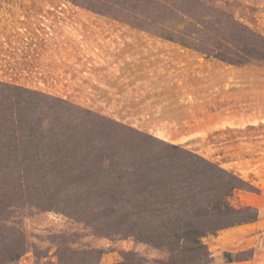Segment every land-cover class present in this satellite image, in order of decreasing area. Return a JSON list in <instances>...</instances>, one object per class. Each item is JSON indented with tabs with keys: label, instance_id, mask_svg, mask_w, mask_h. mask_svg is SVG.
Listing matches in <instances>:
<instances>
[{
	"label": "rangeland",
	"instance_id": "rangeland-1",
	"mask_svg": "<svg viewBox=\"0 0 264 264\" xmlns=\"http://www.w3.org/2000/svg\"><path fill=\"white\" fill-rule=\"evenodd\" d=\"M214 2L264 38V0ZM0 84L29 92L22 109L47 117L32 149L37 164L0 163V264L166 256L115 233L113 201L131 190L115 179L119 167L84 175L44 149L56 120L133 139L144 153L158 154L161 142L180 146L234 172L253 189L236 191L232 204L258 218L205 238L210 264H264V61L230 65L70 0H0Z\"/></svg>",
	"mask_w": 264,
	"mask_h": 264
},
{
	"label": "trees",
	"instance_id": "trees-1",
	"mask_svg": "<svg viewBox=\"0 0 264 264\" xmlns=\"http://www.w3.org/2000/svg\"><path fill=\"white\" fill-rule=\"evenodd\" d=\"M70 1L230 65L264 61V38L221 11L215 0ZM8 89L14 101L7 102L2 96ZM21 92L29 93L0 84L3 167L37 164L38 154L32 149L38 147L35 137L40 129L45 131L42 124L47 117L37 116L31 108L22 109ZM90 131L56 120L46 132L44 149L55 150L52 158L84 175L100 173L106 164L114 170L119 167L115 179L131 190L117 191L112 204L114 231L166 254L146 264H210L205 238L257 220L255 208L231 202L236 191L253 189L234 172L180 146L161 142L164 148L155 155L132 149L133 139L114 142L104 131ZM127 148L130 150L123 152ZM124 205L129 208L126 214ZM132 256L123 254V261L117 264L133 263L129 262Z\"/></svg>",
	"mask_w": 264,
	"mask_h": 264
}]
</instances>
